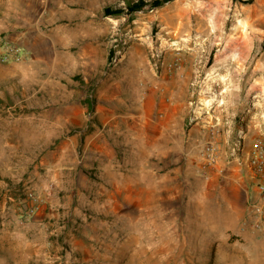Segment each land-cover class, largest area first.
Returning <instances> with one entry per match:
<instances>
[{
  "label": "rangeland",
  "instance_id": "obj_1",
  "mask_svg": "<svg viewBox=\"0 0 264 264\" xmlns=\"http://www.w3.org/2000/svg\"><path fill=\"white\" fill-rule=\"evenodd\" d=\"M143 1L0 0V264H264V0Z\"/></svg>",
  "mask_w": 264,
  "mask_h": 264
},
{
  "label": "built area",
  "instance_id": "obj_2",
  "mask_svg": "<svg viewBox=\"0 0 264 264\" xmlns=\"http://www.w3.org/2000/svg\"><path fill=\"white\" fill-rule=\"evenodd\" d=\"M250 162L249 166L252 168V176L256 180V190L259 193L257 200H254L249 203L250 210L258 218L255 227L261 229L264 224L263 215H264V141L256 140L255 141V152L251 151L250 156L247 158Z\"/></svg>",
  "mask_w": 264,
  "mask_h": 264
},
{
  "label": "trees",
  "instance_id": "obj_3",
  "mask_svg": "<svg viewBox=\"0 0 264 264\" xmlns=\"http://www.w3.org/2000/svg\"><path fill=\"white\" fill-rule=\"evenodd\" d=\"M166 1H168V0L152 1V2H150V5H152L154 7H158L163 2H166ZM143 4H144L143 0H136L135 2H132V0H127V8L131 12H135V11L139 10ZM105 12H107V15H109V14L110 15H117V14L121 13V9H116V8H112L110 6H106ZM84 102L87 104V106L89 107L90 110H93V106H94V102H95V99L93 97L86 98V100Z\"/></svg>",
  "mask_w": 264,
  "mask_h": 264
},
{
  "label": "crops",
  "instance_id": "obj_4",
  "mask_svg": "<svg viewBox=\"0 0 264 264\" xmlns=\"http://www.w3.org/2000/svg\"><path fill=\"white\" fill-rule=\"evenodd\" d=\"M263 116H264V114H263ZM263 122H264V117H263ZM261 132L264 134V125H262V130H261ZM256 140H263L264 141V137H258V138H256V139H254L253 141H252V148H251V151L253 152H255V141ZM250 154H251V152L249 151V152H247V158L250 156ZM253 174H250V176H249V178H250V183L252 184V186L251 187H248V191L247 192H250L251 191V197H253L254 198V200L257 198V190H256V178L255 177H253L252 176ZM248 205H249V203H248ZM250 206V205H249ZM263 220H264V215H263Z\"/></svg>",
  "mask_w": 264,
  "mask_h": 264
},
{
  "label": "bare ground",
  "instance_id": "obj_5",
  "mask_svg": "<svg viewBox=\"0 0 264 264\" xmlns=\"http://www.w3.org/2000/svg\"><path fill=\"white\" fill-rule=\"evenodd\" d=\"M242 39V38H241ZM244 41V40H243ZM226 94V93H225ZM225 96V95H224Z\"/></svg>",
  "mask_w": 264,
  "mask_h": 264
}]
</instances>
